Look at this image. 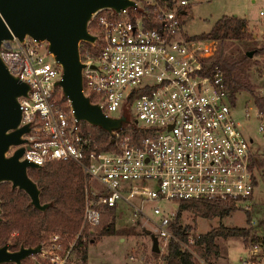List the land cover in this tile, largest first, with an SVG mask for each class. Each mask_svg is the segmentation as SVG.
<instances>
[{
  "label": "built area",
  "instance_id": "2783aa9c",
  "mask_svg": "<svg viewBox=\"0 0 264 264\" xmlns=\"http://www.w3.org/2000/svg\"><path fill=\"white\" fill-rule=\"evenodd\" d=\"M134 1L137 6L128 11L98 14L90 30L99 40L94 46L81 45L84 94L106 117L119 118L128 108L132 121L151 131L134 142L122 130L109 151L101 150L82 124L77 125L70 102L59 101L62 93L56 83L62 68L47 54L45 44L31 37L24 44L16 38L3 43L0 55L8 70L32 87L30 97L20 99L22 123L33 125L25 136L31 149L22 160L49 169L63 164L59 179L73 176L74 216L81 218L75 236L47 235L42 253L30 259L34 264H88L79 240L86 230L94 234L121 201L145 218L142 228L158 239L159 253L143 264H169L164 256L171 241L196 257L192 247L200 234L183 242L171 231L184 202L244 205L251 227L256 225L258 158L251 149L253 140L248 141L234 116L223 72L208 71L218 42L184 34L191 0ZM245 117H250L248 111ZM258 118L263 132V111ZM136 197L140 207L132 204ZM147 202L171 207L155 206L154 222L145 214ZM248 250L243 264H264L261 243L251 238Z\"/></svg>",
  "mask_w": 264,
  "mask_h": 264
},
{
  "label": "water",
  "instance_id": "95a60500",
  "mask_svg": "<svg viewBox=\"0 0 264 264\" xmlns=\"http://www.w3.org/2000/svg\"><path fill=\"white\" fill-rule=\"evenodd\" d=\"M134 6H137L134 0H0V51L4 42H14L15 38L22 44L27 37L38 45L46 44L47 54L62 68L56 87L70 102L77 125L85 123L103 130L114 142L122 130L138 126L128 108L119 118L106 117L103 109L84 94L86 65L82 62L81 45L94 46L99 40L90 30L98 14L105 11L119 14ZM248 55L251 58L254 52ZM31 92L32 87L13 75L0 55V185L10 184L12 191L25 193L30 206L47 214L55 203H42V189L28 173L29 169L44 167L22 160L26 149H31L25 136L33 132V125L22 123L20 99L29 98ZM3 203L0 198V223L4 222ZM13 249L12 242L0 246V264H23L42 253L41 244L35 247L22 244L18 250ZM152 250L159 253L156 237Z\"/></svg>",
  "mask_w": 264,
  "mask_h": 264
},
{
  "label": "trees",
  "instance_id": "16d2710c",
  "mask_svg": "<svg viewBox=\"0 0 264 264\" xmlns=\"http://www.w3.org/2000/svg\"><path fill=\"white\" fill-rule=\"evenodd\" d=\"M91 28L93 29V25ZM197 37L218 42V52L209 61L208 71L212 72L219 68L223 72L233 105L236 103L238 94L247 92L254 95L256 105L264 112V96L257 94L260 87L251 76L253 67L264 68V40L258 45V41L248 30V22L236 16H225L217 21L209 34ZM234 42L251 43L253 47H250L243 56L234 58L227 55L228 46ZM249 52H254V57L250 58ZM59 101L62 104L67 103V100L61 96H59ZM82 129L100 143L101 150L109 151L115 147V142L103 130L92 128L85 123L82 124ZM124 132L130 133L134 142L151 134V131L141 127H130ZM260 166H263V163H260ZM63 169V164H56L50 169L52 172L48 175L53 182H46L42 178V182L45 183L43 199L55 203V206L50 208L47 214H43L30 206V199L25 193L12 191L10 184L0 185V198L4 202V222L0 223V246L6 242H12L14 244L13 250H18L22 244L33 247L41 244L49 234L68 233L71 237L77 234L81 226V218L74 216L73 176L68 173L60 180L59 176ZM235 209L236 205L233 203L184 202L180 205L176 218L171 224V231L177 239L187 242L191 234L196 235L197 233L194 232L195 228L185 226L182 223L184 212H192L196 217L213 220L216 218L223 219L231 215ZM117 217V212L113 209L104 216L102 224L94 234H90L86 230L85 236L79 240V246L83 247L85 259L87 258V246L90 243L98 242L103 237L117 235L115 226ZM144 233L148 235L146 231ZM251 234L252 230L249 227L237 228L220 225L205 234H200V238L196 239L192 247L196 257L190 252H183L177 242L171 241L164 259L169 264H220L219 261L223 258L224 251L222 242L230 239H241L248 245L249 240L253 238L255 243H261L264 252V237L251 236ZM84 239L86 242L83 241ZM150 253L157 256V253H154L151 248ZM23 264H34V262L27 260Z\"/></svg>",
  "mask_w": 264,
  "mask_h": 264
},
{
  "label": "rangeland",
  "instance_id": "374dc122",
  "mask_svg": "<svg viewBox=\"0 0 264 264\" xmlns=\"http://www.w3.org/2000/svg\"><path fill=\"white\" fill-rule=\"evenodd\" d=\"M203 3L198 7L196 12L189 9L184 18V34L188 36H201L209 34L217 21L225 15L235 16L247 19L251 29L260 30L264 26V0H202ZM191 8L194 6L191 4ZM189 5V7H190ZM193 15H192V13ZM261 35V34H260ZM259 39L258 45L263 41ZM255 46V45H254ZM44 47L47 49V45ZM253 47L251 43H231L227 48V55L234 58L243 56L247 50ZM255 55V53H254ZM253 55V57H254ZM45 57H47L45 55ZM251 76L255 83L260 87L257 92L259 96H264V68L253 67ZM250 117H245L246 112ZM260 108L256 105L254 95L243 92L237 95L235 106H233L234 116L244 129V135L251 143V149L258 158V162L264 160V131H260L261 120L258 118ZM264 123V121H263ZM256 178V190L253 198L255 206L254 221L256 225L251 227L248 222V215L245 206L236 205L235 211L231 215L221 219L206 220L196 217L192 212H184L182 223L185 226H192L197 234H205L212 228L220 225L226 227H237L252 229L256 237H264V164L256 166L254 172ZM134 206H141V199L136 197L132 199ZM170 208L171 204H159L156 202H147L144 205L145 214L153 217L157 222V217L153 215L155 206ZM118 217L115 221L117 235L112 237H103L98 242H92L87 246L88 264H143L151 259L150 248L152 245L153 235H146L142 228L145 218L135 213V208L123 201L119 202ZM224 251L220 264H243L247 258L249 250L248 245L241 239H230L223 241Z\"/></svg>",
  "mask_w": 264,
  "mask_h": 264
},
{
  "label": "flooded vegetation",
  "instance_id": "af4514ba",
  "mask_svg": "<svg viewBox=\"0 0 264 264\" xmlns=\"http://www.w3.org/2000/svg\"><path fill=\"white\" fill-rule=\"evenodd\" d=\"M52 172L49 168H44L43 170H32L29 169L28 173L32 179H34L38 184L39 187L42 189V195H41V200L43 204L50 203L53 201H44L43 196L45 193V186L44 182H42L41 178H44L46 182H53V180H50L48 173ZM26 247H33V246H26Z\"/></svg>",
  "mask_w": 264,
  "mask_h": 264
},
{
  "label": "crops",
  "instance_id": "0c3cea01",
  "mask_svg": "<svg viewBox=\"0 0 264 264\" xmlns=\"http://www.w3.org/2000/svg\"><path fill=\"white\" fill-rule=\"evenodd\" d=\"M193 3V7L191 8V5H190V7H188L186 10H185V13H186V15L188 14V11H189V9H194V11L196 12V10L198 9V7L203 3V1L202 0H191V4ZM191 13H192V11H191ZM192 15H193V13H192ZM261 15L262 16H264V14H263V12H261ZM225 16H228V15H225ZM224 16V17H225ZM236 17H239L238 15H235ZM240 18V17H239ZM241 19H243V18H241ZM244 20H246L247 21V19L245 18ZM248 22V30L254 35V38L257 40V41H259V39H261L262 38V36H264V26L262 27V29L260 28V30L258 29V31L256 30L257 28H254V30L253 29H251V27L249 26V21H247ZM261 34V35H260ZM263 40H264V37H263ZM263 164H264V160H263ZM260 165V161L258 162V159H257V162H256V166H259ZM152 243H153V241H152Z\"/></svg>",
  "mask_w": 264,
  "mask_h": 264
}]
</instances>
